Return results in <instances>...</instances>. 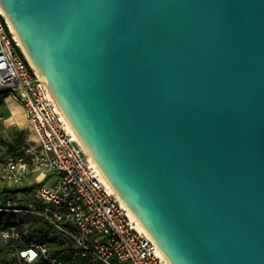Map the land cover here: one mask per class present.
Here are the masks:
<instances>
[{
    "label": "water",
    "instance_id": "obj_1",
    "mask_svg": "<svg viewBox=\"0 0 264 264\" xmlns=\"http://www.w3.org/2000/svg\"><path fill=\"white\" fill-rule=\"evenodd\" d=\"M172 264H264V0H0Z\"/></svg>",
    "mask_w": 264,
    "mask_h": 264
},
{
    "label": "built area",
    "instance_id": "obj_2",
    "mask_svg": "<svg viewBox=\"0 0 264 264\" xmlns=\"http://www.w3.org/2000/svg\"><path fill=\"white\" fill-rule=\"evenodd\" d=\"M2 94L16 95L37 144H22L17 156L7 157L1 179L20 187L41 177L30 202L0 200V213L14 214L17 222L0 230L7 249L5 255L0 252V264H169L69 129L64 111L27 60L0 8ZM1 140L12 144L7 131H0ZM20 216H32L43 234L31 238Z\"/></svg>",
    "mask_w": 264,
    "mask_h": 264
},
{
    "label": "rangeland",
    "instance_id": "obj_3",
    "mask_svg": "<svg viewBox=\"0 0 264 264\" xmlns=\"http://www.w3.org/2000/svg\"><path fill=\"white\" fill-rule=\"evenodd\" d=\"M16 94L19 95L18 93H16ZM8 96L9 95H7V94L0 95V130L4 127L3 118L6 115L5 114L2 115V112L4 111L5 106L7 105V101L5 100V98L8 97ZM12 97L13 98H12L11 104L17 105L18 104V100L16 98V95H12ZM12 136H13L12 137L13 140L18 142V144H14L16 148H19L20 145H22V144H25V145L28 144V145H33V146H35L37 144L36 140H35L34 133L32 131V128H30V127L29 128L28 127L27 128L23 127V128L18 129V130L14 128V132H13ZM7 146L8 145H6V146L3 145L2 140L0 141V152L2 153L1 156H0V173L1 174H4V169L7 166L6 165L7 157H9L8 154H5ZM45 173H47V172H45ZM1 176H0V185L3 184V180L1 179ZM52 176L55 177V174H53ZM40 177H41V175L37 176V178L36 177H32L29 180L24 181L22 185L26 186V185L29 184V186H32L34 183H37V180L40 179ZM6 184H8V183H6ZM28 194H31V195L34 194V190H31ZM8 197H11V196H8ZM8 197L0 196V200H3V199L8 198ZM19 218L21 220H26V221H32V219L34 220V218L32 216H20Z\"/></svg>",
    "mask_w": 264,
    "mask_h": 264
},
{
    "label": "crops",
    "instance_id": "obj_4",
    "mask_svg": "<svg viewBox=\"0 0 264 264\" xmlns=\"http://www.w3.org/2000/svg\"><path fill=\"white\" fill-rule=\"evenodd\" d=\"M12 98L13 97H10V96L5 98V100L7 101V105L5 106V109L2 112V115L5 114L6 116L3 118L4 127L0 131H7L9 133V135L11 136L12 144H18V142H16L12 138L14 128L17 130L20 128H23V127L24 128H27V127L31 128V125L29 124V122L27 120L26 114H25L24 109L21 106V104L19 102L17 105L11 104ZM2 142H3V145H5V146L9 144V143L5 142L4 140H2ZM26 186H29V184ZM26 186L24 185V187H26ZM33 196H34V194L31 195V194L20 193V194L16 195L15 198H17L19 200L21 199V200H23V202L28 203L32 200ZM20 221H22L24 223V225L30 227V225L35 220L32 219V221H26V220L20 219ZM0 244H1L0 245V252L5 255L7 249L4 247V244H3L1 239H0Z\"/></svg>",
    "mask_w": 264,
    "mask_h": 264
},
{
    "label": "trees",
    "instance_id": "obj_5",
    "mask_svg": "<svg viewBox=\"0 0 264 264\" xmlns=\"http://www.w3.org/2000/svg\"><path fill=\"white\" fill-rule=\"evenodd\" d=\"M20 152V147L16 148L14 144H8L7 148H6V153L9 156L10 155H15L17 156L18 153ZM2 174L0 173V176ZM38 186V183H34L32 186H26L24 187V185H21L20 187H12L9 186L6 183H3L0 185V196H11L12 198L19 200L17 198H15L16 195L20 194V193H24V194H28L31 190H34L36 187ZM20 202H22L23 200H19ZM16 217L14 216V214H7V213H0V230L2 229L3 226H10L13 224H16ZM29 228L30 231V237H39L40 235L43 234L44 229L38 227L37 222L34 221Z\"/></svg>",
    "mask_w": 264,
    "mask_h": 264
},
{
    "label": "bare ground",
    "instance_id": "obj_6",
    "mask_svg": "<svg viewBox=\"0 0 264 264\" xmlns=\"http://www.w3.org/2000/svg\"><path fill=\"white\" fill-rule=\"evenodd\" d=\"M2 12L4 13V15L6 16L13 32H14V36H15V39L18 43V45L21 47L24 55L26 56L27 60L32 64V66L35 68L37 74L40 76L41 79L44 80L43 76L41 75L40 71L38 70V68L36 67V65L34 64L33 60L31 59L30 55L27 53L16 29L14 28V26L12 25L11 21L9 20V18L7 17L5 11L3 10V8L0 6ZM45 81V80H44ZM66 119H67V122H68V125H69V129L75 134L78 142L84 147V149L86 150V152L88 153L93 165L100 171L101 175H102V178L104 179V181L111 187V189L114 191V193L126 204L128 205L121 197L120 195L117 193V191L115 190V188L113 187V185L109 182V180L107 179V177L105 176V174L103 173L102 169L99 167V165L97 164V162L95 161V159L91 156L89 150L87 149L86 145L84 144V142L82 141V139L80 138V136L78 135V133L76 132L75 128L73 127L72 123L69 121L68 117L66 116ZM129 206V205H128ZM133 215L135 216V214L133 213ZM141 227L142 229L150 236L152 237L149 232L146 230V228L144 227V225L141 223ZM168 263L169 264H172L169 260H168Z\"/></svg>",
    "mask_w": 264,
    "mask_h": 264
}]
</instances>
